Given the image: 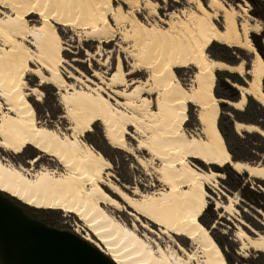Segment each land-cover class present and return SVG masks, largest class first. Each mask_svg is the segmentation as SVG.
I'll return each instance as SVG.
<instances>
[{
  "label": "bare ground",
  "instance_id": "6f19581e",
  "mask_svg": "<svg viewBox=\"0 0 264 264\" xmlns=\"http://www.w3.org/2000/svg\"><path fill=\"white\" fill-rule=\"evenodd\" d=\"M0 0V147L21 154L28 146L55 159L62 167L44 166L35 170L39 158L16 166L0 157V191L17 197L39 209L62 210L75 215L85 226L86 234L74 230L93 243L117 264H228L224 251L200 218L211 199L208 187H216L222 174L201 169L190 161L196 158L208 166L230 165L238 173L264 180V165L233 160L219 130L222 102L242 110L247 95L264 105L262 82L264 59L255 53L249 33L254 29L243 15L221 0H191L195 10L172 13L169 20L158 17L154 0ZM151 11L159 21L150 24L136 15L141 8ZM1 8L6 11L2 12ZM40 19L32 24L33 18ZM223 18L222 26L216 24ZM58 25L83 28L89 38L110 43L116 35L132 43L134 67L126 71L121 58L107 81L100 85L89 77L69 75L81 86L69 84L62 69L67 64V50ZM245 48L255 53L252 65L253 82L239 87V101L218 99L215 95L217 71L240 73L243 64L233 66L212 59L207 51L214 43ZM108 62V59L106 60ZM33 65H35L33 67ZM195 67L189 87L177 76L176 69ZM144 71L150 76L128 90L129 76ZM40 79L38 86L52 84L59 88L66 109L68 131L50 128L37 120L29 100L41 101L42 91L31 87L26 76ZM95 76H100L94 72ZM85 81V82H83ZM121 89H118V88ZM110 93L123 98L115 101ZM155 94L154 105L145 94ZM190 103L197 107L198 133L184 128ZM100 121L110 145L129 151L130 127L138 138L137 148L147 151L162 162L157 168L158 181L164 188L151 192L134 188V196L112 181L108 170L112 162L88 144L83 137ZM235 131H264L257 125L236 122ZM141 163L145 160L138 158ZM118 196L125 205L114 197ZM236 201H217L216 208L230 213ZM126 211L133 217L127 223L112 210ZM148 221L159 226L154 230ZM146 232L189 239L191 247L181 242L176 247L163 246ZM173 238V237H172ZM242 249L264 252V234L252 237L238 227L236 236Z\"/></svg>",
  "mask_w": 264,
  "mask_h": 264
},
{
  "label": "rangeland",
  "instance_id": "374dc122",
  "mask_svg": "<svg viewBox=\"0 0 264 264\" xmlns=\"http://www.w3.org/2000/svg\"><path fill=\"white\" fill-rule=\"evenodd\" d=\"M154 1L158 3V17L164 20H169V16L172 13H180L186 9H196L191 3V0ZM208 1L209 0H202L204 5H207ZM221 1L243 15V18L240 19L239 22L246 19L252 25V28L254 29L249 33L252 46L254 47L252 50H254L255 53H259L258 47H264V4L260 3L259 5H255L250 0ZM115 5H121L123 9L129 11L127 5L123 4L120 0H116ZM1 11L4 12L6 9L1 8ZM136 15L140 20L147 21L150 24H154V22L159 21L158 17L153 16L151 11L145 9L144 7L141 8L139 12L136 11ZM39 20L40 19L37 16V18H33L31 23L37 24ZM215 22L219 27H221L223 18L219 16ZM58 28L63 37L64 44L67 47V50L63 52V55L67 59V64L64 65L62 71L69 84L74 83L77 86H81L80 82H78L75 78L68 77L72 74L80 77L81 81L82 79L84 80L90 77L96 85H100L102 80L107 81L111 76L110 74L113 72L118 58L123 60L126 71H131L134 67V58H132L130 52L132 50V43L124 41V38L122 39L121 35H116L110 43H99L97 40L92 38L90 39L88 33H86L83 28H67L63 25H58ZM210 47L211 45L209 46L207 53L212 59H215L211 53H215V50L211 51ZM243 49L246 52L245 55L240 57L242 59L239 60L238 64L234 65L237 66L243 64L240 73L223 70L217 71V82L214 91L218 99L232 101L225 98L224 95H232V93H234L233 88L239 89V87H247L253 82L251 71L253 65L252 60H254L253 58L255 57V53H252L245 48ZM233 57L234 55L231 52V54L227 55L226 58ZM107 59L108 62L106 61ZM34 66L35 65H33V67ZM94 72H98L100 76L98 77L93 75ZM176 72L185 87H189L192 77L196 73L195 67L193 66H188V68L178 67ZM224 72H229L230 74L238 73L241 79L244 80L245 84H243V86L239 85L234 80L228 78ZM149 76L150 73H145L143 70L136 72L134 75H130L128 78L129 82H135L130 84L127 89L132 90L136 88L138 84L142 86L145 85L143 82L146 81ZM26 79L31 87L36 86L42 91L41 101H38L35 96H30L29 98L36 110L37 120L46 124L50 128L68 131L70 123L65 117L66 109H64V105L62 104L61 92L59 88H56L52 84H43L38 86L40 79L32 73H29L26 76ZM100 86L103 85L101 84ZM118 89L121 88L119 87ZM106 91L109 96L114 97L115 101H124L123 98L110 93L108 89ZM240 93V98H242L241 90ZM144 96L145 98L150 97L152 99V105L155 107L154 100L156 95L147 93ZM220 108L222 112L218 122L220 127H228L227 118L233 120L234 126L236 122H242L237 119L235 113L233 112V110L239 111L240 109L231 107L226 102H222ZM196 111L197 107L190 103L187 112L188 120L184 124V128L189 134L198 133L200 129V124L197 119L198 113ZM244 118L248 117H242V119ZM258 127L264 131V128L260 126ZM92 129L93 130L91 132L85 133L83 140L90 144L95 150L100 151L106 159L112 162V168L108 170L109 173L113 175L111 179L116 184L120 185L124 191L134 196V188H138L139 191L143 192H151L164 188V186H161L157 179V168L161 166L162 162L153 158V156L147 151L137 148L139 137L135 136V129L133 127H130V134L127 137L129 145L134 148L133 154L119 148L116 149L110 145L108 139H105L104 128L100 121L96 122ZM245 132L240 133L244 140L241 142V148H236L237 158L240 159L239 161L244 163L248 162L252 165H264L263 142L247 136ZM0 157L6 158L16 166H21L23 164L26 168H30V164H28L27 161L32 160L34 157H38L39 161L37 162L38 165L35 167V170L44 166H49L52 169H62L61 165L57 163L55 159L46 156L44 153H40L33 146H28L21 154L13 152L10 153L8 151H4L0 147ZM139 157L144 159L145 162L141 163L138 159ZM190 161L203 170L211 169L221 173L223 176V178L217 179L215 188L211 186L208 187V193L210 194L211 199H209V205L206 208L207 210L201 216L200 220L203 224L207 225V228L211 231L212 237L220 245L222 251H224L228 264H264V252H259L252 248L242 249L241 242L236 238L238 227L244 229L252 237H256V234H264V180L251 177L248 173H238L237 171L236 172L241 176L234 175V170L230 165H225V167H219L216 165L208 166L196 158L190 159ZM0 193L5 197H8L11 201L17 203L19 206L23 208L25 207L33 216L38 217L44 223H47L52 227H58L66 231H74V229H76L82 234L87 233L83 223L73 214L65 213L62 210L55 211L50 209L34 208L27 205L25 202L23 203L17 197H12L4 191H0ZM114 197L125 205L127 211H130V208H128L118 196L114 195ZM230 197H233L236 201V210L230 213H225L222 209L216 208L217 201L227 204ZM111 210L127 223L132 224L131 222H133V217L129 216L126 211L121 210L118 212L112 208ZM141 219L149 223L154 230H158L159 226L156 224L148 221L144 217ZM140 231L142 233H147L151 239H158L164 247L171 246L175 248L178 241L181 242L185 248H189L192 245L187 238L185 239L179 236H172V238L159 233L149 234V232H146L143 227H140ZM177 238L178 241L176 240ZM261 253L262 255L259 256Z\"/></svg>",
  "mask_w": 264,
  "mask_h": 264
},
{
  "label": "water",
  "instance_id": "95a60500",
  "mask_svg": "<svg viewBox=\"0 0 264 264\" xmlns=\"http://www.w3.org/2000/svg\"><path fill=\"white\" fill-rule=\"evenodd\" d=\"M1 264H117L72 231L51 227L0 193Z\"/></svg>",
  "mask_w": 264,
  "mask_h": 264
},
{
  "label": "trees",
  "instance_id": "16d2710c",
  "mask_svg": "<svg viewBox=\"0 0 264 264\" xmlns=\"http://www.w3.org/2000/svg\"><path fill=\"white\" fill-rule=\"evenodd\" d=\"M253 4L255 5H259L260 3L264 4V0H250ZM258 47V46H257ZM211 51L215 50V53H212V56L215 59L218 60H223L229 64H238L239 60H241L243 55H245V50L243 48H239V47H228L222 43H217L214 42L211 44L210 47ZM259 50V54L261 57H263L264 59V47L262 46L261 48L258 47ZM231 52L233 53L234 57L233 58H226L227 55H230ZM239 55V57H238ZM235 58V59H234ZM228 78H230L231 80H234L236 83H238L239 85L243 86V84H245L244 80L241 79L240 75L238 73H229V72H224ZM263 92H264V80H263V86H262ZM233 92L232 95L231 94H225V98H228L232 101H238L240 100V90L233 88ZM222 97V96H220ZM247 104L245 105L244 109L242 111H238V110H233V112L235 113V116L237 117V119H239L240 121H242V123H248V124H253V125H258L262 128H264V106L255 98H253L252 96H248L247 98ZM241 116V117H240ZM248 117V118H244L242 119V117ZM227 123H228V127H220V131L221 134H223L224 138H225V142L227 144L228 150L230 151L231 155H233L234 160H240L239 158H237V154H236V150L241 148V142H243L244 138L241 136V134L237 133L234 130V122L232 119L227 118ZM245 134L247 136H250L252 138H254L255 140H260L261 142H263L264 144V137L258 133H249V132H245ZM237 148V149H236ZM234 175L237 176H241L239 175L237 172L233 171ZM261 254H259V256H261ZM258 256V257H259Z\"/></svg>",
  "mask_w": 264,
  "mask_h": 264
}]
</instances>
